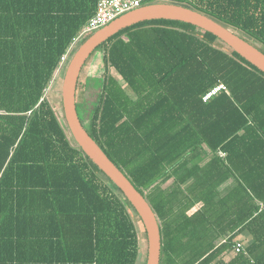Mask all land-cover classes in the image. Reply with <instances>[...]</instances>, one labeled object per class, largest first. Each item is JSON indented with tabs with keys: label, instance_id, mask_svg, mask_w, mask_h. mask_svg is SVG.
I'll return each mask as SVG.
<instances>
[{
	"label": "trees",
	"instance_id": "obj_1",
	"mask_svg": "<svg viewBox=\"0 0 264 264\" xmlns=\"http://www.w3.org/2000/svg\"><path fill=\"white\" fill-rule=\"evenodd\" d=\"M97 2L0 0V264H136L138 215L46 96ZM151 2L197 10L264 53V0ZM97 51L96 98L85 111L78 79L77 116L152 208L159 264H264V73L177 20L127 26L85 64Z\"/></svg>",
	"mask_w": 264,
	"mask_h": 264
},
{
	"label": "water",
	"instance_id": "obj_2",
	"mask_svg": "<svg viewBox=\"0 0 264 264\" xmlns=\"http://www.w3.org/2000/svg\"><path fill=\"white\" fill-rule=\"evenodd\" d=\"M152 19L177 20L206 30L264 73V53L258 48L215 19L173 2L146 3L119 15L84 39L69 59L61 84V109L64 122L76 144L118 187L138 215L147 243L145 264H159L161 240L157 218L144 196L106 156L83 127L77 116L75 92L82 67L102 42L127 26Z\"/></svg>",
	"mask_w": 264,
	"mask_h": 264
},
{
	"label": "rangeland",
	"instance_id": "obj_3",
	"mask_svg": "<svg viewBox=\"0 0 264 264\" xmlns=\"http://www.w3.org/2000/svg\"><path fill=\"white\" fill-rule=\"evenodd\" d=\"M87 38V36H86ZM83 38L73 44L69 47V53L68 58H71V56L74 54L78 46L81 44L82 41H84ZM67 58V61L59 66L56 73L54 74V77L49 84L48 88L46 89V96L49 99V101L53 104L55 107V110L59 114L62 112L61 109V84L63 75L66 69V66L69 62ZM102 58L99 51L95 52L90 60L82 67L78 79L84 83L82 92L78 91V98H81V100L84 103V110L87 111L91 107V103L96 98V94L98 91V77L102 72ZM111 73L115 76H117L116 72L111 69ZM231 183V180H227L224 182L220 189L221 191L226 190ZM139 236H140V249H139V255L137 257L136 264H145L146 262V237L144 233V229L142 227V224L137 222Z\"/></svg>",
	"mask_w": 264,
	"mask_h": 264
},
{
	"label": "built area",
	"instance_id": "obj_4",
	"mask_svg": "<svg viewBox=\"0 0 264 264\" xmlns=\"http://www.w3.org/2000/svg\"><path fill=\"white\" fill-rule=\"evenodd\" d=\"M143 0H98L94 13L88 18L86 23L81 28L78 35L74 38L73 43L88 37L92 32L100 27L106 25L108 22L118 17L119 15L135 9L142 5ZM69 48L66 53L61 57L60 65L65 63L68 58ZM69 60V58H68ZM59 65V66H60ZM220 90H226L224 84H218L212 87L204 96L203 100L208 99L210 96L216 94ZM223 155V153H220ZM244 248L242 242H236L233 245V252H239Z\"/></svg>",
	"mask_w": 264,
	"mask_h": 264
},
{
	"label": "crops",
	"instance_id": "obj_5",
	"mask_svg": "<svg viewBox=\"0 0 264 264\" xmlns=\"http://www.w3.org/2000/svg\"><path fill=\"white\" fill-rule=\"evenodd\" d=\"M55 73H56V72H55ZM243 237H244V239H245V240H244L245 242H247V241L249 240V235H248V234H244Z\"/></svg>",
	"mask_w": 264,
	"mask_h": 264
}]
</instances>
